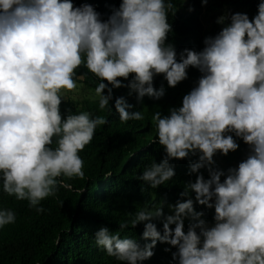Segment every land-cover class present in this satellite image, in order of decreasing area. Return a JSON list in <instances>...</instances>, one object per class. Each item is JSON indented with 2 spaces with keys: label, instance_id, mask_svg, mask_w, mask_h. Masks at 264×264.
Returning <instances> with one entry per match:
<instances>
[{
  "label": "clouds",
  "instance_id": "9594fccd",
  "mask_svg": "<svg viewBox=\"0 0 264 264\" xmlns=\"http://www.w3.org/2000/svg\"><path fill=\"white\" fill-rule=\"evenodd\" d=\"M175 12L173 0H0V195L43 213L41 201L67 186L62 177L83 179L79 153L108 123L91 116L92 101L104 110L112 100L121 123L144 119L115 100L113 89L127 87L133 101L156 109L153 143L165 152L138 179L166 184L175 176L170 161L190 154V174L210 179L187 183L173 214L138 207L119 231H96L95 244L122 264L150 259L158 241L177 248L178 264H264V0L251 20L218 18L225 26L204 48L194 34L171 33ZM218 157L225 173L212 168ZM193 192L215 209L211 227ZM15 222L12 209H0V229ZM141 223L143 246L121 237Z\"/></svg>",
  "mask_w": 264,
  "mask_h": 264
},
{
  "label": "trees",
  "instance_id": "16d2710c",
  "mask_svg": "<svg viewBox=\"0 0 264 264\" xmlns=\"http://www.w3.org/2000/svg\"><path fill=\"white\" fill-rule=\"evenodd\" d=\"M94 2L98 0H73L76 7ZM104 2L120 5L122 0ZM173 2L176 12L174 15L169 13L168 17L172 25L171 33L194 34L204 48V40L215 37L225 26L217 23L218 18L228 16L226 23H230L232 14L244 13L251 20L258 14L261 0H208L207 4L202 0ZM129 91L127 87L114 88L113 96L115 100L124 97L128 104L133 105L129 111L141 112L144 119L121 123L118 111L112 108V100L104 110L99 108L98 99L92 101L91 106L96 109L91 116H103L108 123L97 128L90 144L79 153L84 161L85 176L83 179L62 177L67 186L61 187L55 197L41 201L43 213L29 208L26 200L17 201L14 197L0 195L3 202L0 209L8 208L16 213V222L0 229V264H122L95 244L96 231L101 227H108L113 233L119 231V223L131 219L137 208L145 205L150 208L162 206L165 215L173 214L169 206L188 198L180 195L187 183L199 174L210 179L209 173L190 174L187 159L191 154L186 159L170 161L175 176L166 184L154 189L138 179L145 166L152 162L160 163L165 152L162 146L153 143L156 132L152 115L157 112L156 109L141 107V102L130 98ZM214 161V170L224 173L228 170L224 157ZM190 195L195 201V210L204 213L201 218L211 227L215 223V209L200 205L194 192ZM188 221L193 222L185 219V232ZM152 222L163 233L162 221ZM143 231L144 223L135 228L129 225L120 235L122 238L130 236L137 239L143 246ZM176 251L177 248L170 244L158 241L153 249L154 255L142 264H178L173 259Z\"/></svg>",
  "mask_w": 264,
  "mask_h": 264
}]
</instances>
